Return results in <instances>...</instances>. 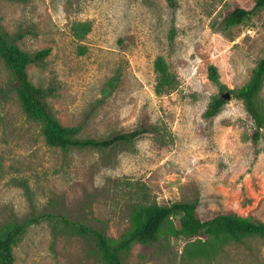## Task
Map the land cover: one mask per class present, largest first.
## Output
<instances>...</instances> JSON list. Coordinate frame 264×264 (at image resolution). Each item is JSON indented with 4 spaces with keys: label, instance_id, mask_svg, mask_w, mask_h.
Wrapping results in <instances>:
<instances>
[{
    "label": "rangeland",
    "instance_id": "obj_1",
    "mask_svg": "<svg viewBox=\"0 0 264 264\" xmlns=\"http://www.w3.org/2000/svg\"><path fill=\"white\" fill-rule=\"evenodd\" d=\"M175 4L0 0L3 30L22 35L16 45L30 54L50 50L27 74L48 92L62 126L96 140L148 131L109 150L49 147L0 59V232L36 220L13 248L14 264H103L92 240L62 219L118 240L141 206L196 203L202 220L231 212L264 223V129L255 142L243 103L231 95L264 58V9L227 26V12L251 10L254 0ZM158 58L171 78L162 89ZM210 67L225 104L209 120L205 112L220 94ZM257 106L264 113V83ZM178 231V218L168 220L156 243L134 244L123 264H264V239L230 242L211 261L191 260L184 250L196 239Z\"/></svg>",
    "mask_w": 264,
    "mask_h": 264
},
{
    "label": "trees",
    "instance_id": "obj_2",
    "mask_svg": "<svg viewBox=\"0 0 264 264\" xmlns=\"http://www.w3.org/2000/svg\"><path fill=\"white\" fill-rule=\"evenodd\" d=\"M171 8L175 7V0H166ZM264 9V0H254L251 10L235 8L227 12L224 23L227 26H235ZM89 28H86V32ZM21 34L9 35L0 24V59L11 73L15 91L25 115L42 126V135L46 145L61 150L69 149H100L109 150L123 143H132L147 133V129L141 128L130 132L115 134L104 140L82 139L79 137V128H67L60 124L48 109L46 96L48 92L35 87L28 78L29 66H40L49 56L50 50L45 49L36 53L22 51L17 45ZM159 89L169 87L171 78L168 74L162 58H158L155 64ZM209 79L219 90L220 94L213 98L209 104L205 117H215L225 100L222 92L224 85L219 82V76L215 67L209 68ZM118 78L108 83L109 89H113ZM264 83V58L254 69L249 82L237 92L231 93L240 100L246 114L255 127L253 136L256 142L260 137V130L264 129V113L257 106V97ZM168 85V86H167ZM196 203H173L167 206L149 205L133 209L130 217L129 229L118 239L112 240L99 230L72 223L66 219L62 222L70 226L77 234L86 236L92 240L103 264H123V258L128 255L134 244L144 245L156 243L164 224L173 218L179 220V233L187 239L195 238L184 250L187 259L213 260L224 245L235 242L241 243L245 238L258 237L264 239V223L243 218L231 212H220L208 219H200L196 212ZM36 220L16 224L6 231L0 232V264H14L13 248L19 238L24 234L28 225Z\"/></svg>",
    "mask_w": 264,
    "mask_h": 264
},
{
    "label": "water",
    "instance_id": "obj_3",
    "mask_svg": "<svg viewBox=\"0 0 264 264\" xmlns=\"http://www.w3.org/2000/svg\"><path fill=\"white\" fill-rule=\"evenodd\" d=\"M228 98V97H227Z\"/></svg>",
    "mask_w": 264,
    "mask_h": 264
}]
</instances>
